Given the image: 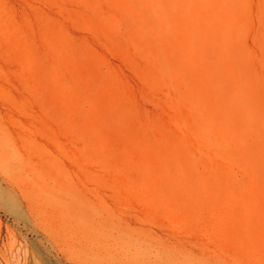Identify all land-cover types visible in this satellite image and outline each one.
Here are the masks:
<instances>
[{
    "label": "rangeland",
    "instance_id": "rangeland-1",
    "mask_svg": "<svg viewBox=\"0 0 264 264\" xmlns=\"http://www.w3.org/2000/svg\"><path fill=\"white\" fill-rule=\"evenodd\" d=\"M144 1L162 15L153 29L132 0H0V264H264L215 240L264 251V0ZM188 18L205 37L194 53ZM146 33L185 68L164 63ZM58 41L70 48L53 64ZM209 57L238 86L231 127L203 97ZM115 95L173 136L169 148L136 142L144 183L105 150L104 133L121 134L103 118ZM76 116L94 132L86 144ZM248 133L261 143L251 156L235 141Z\"/></svg>",
    "mask_w": 264,
    "mask_h": 264
},
{
    "label": "bare ground",
    "instance_id": "bare-ground-1",
    "mask_svg": "<svg viewBox=\"0 0 264 264\" xmlns=\"http://www.w3.org/2000/svg\"><path fill=\"white\" fill-rule=\"evenodd\" d=\"M132 2L139 6L138 11L144 16L142 17L144 18L143 22L145 23V27L147 29L149 27L153 29L155 27V18L162 16L160 10L156 8V16L155 14L151 15L149 8L150 5L147 2L144 0H132ZM184 20L187 21L183 26L185 30L184 34L187 35L185 42L194 53L198 42L204 41L205 37L199 30V22L197 18L192 20L188 18V20ZM145 37L148 42L152 43V45H150L154 47L157 56L160 57L164 63H168V59L171 58L172 63L169 64H172L181 70L182 66L185 68V63H181V59L175 52H170V54L168 53L166 44L163 42V38L159 36L158 33L155 35L146 33ZM69 48L70 45L68 42L58 41L55 46V50L48 53L47 58L50 59L53 64H61L63 60L62 57H66ZM209 58L211 60L207 68L210 69L205 77L207 80V86L205 87V94L203 97L206 98V94L211 95L216 108L215 112L220 115V117H227L229 119V126L231 127L233 124L235 125V123H239L242 120L243 109L242 102L238 95V86L233 81L234 77L231 74H226L218 60L211 57ZM37 60L41 63L40 57H38ZM104 83V85L101 86L102 88L110 86L107 80L104 81ZM186 83L188 86H191L190 79H186ZM191 91L194 90L191 89ZM90 101L93 102L92 100ZM134 103L135 102L132 98L122 99L119 98L118 95H115V97L111 100L108 109L105 110L106 116L103 118L106 121V124L114 126L117 125L121 134L119 137H116L113 135L109 136L107 133H104L102 137L105 140V150L110 160L119 165L124 163L125 168L128 169L127 172L133 177L135 182L144 183V177L139 175V173L145 172L147 165H140L139 168H134L135 164H137L136 162L139 160V156L135 151L136 142H139L142 139L145 142L148 141L149 143H153L154 140H160L162 147L164 146L169 148L170 145L167 142L173 139V136L158 119H155V117H146L143 123H139L136 118V107ZM82 116H76L73 119V133L81 137L86 144L93 139L94 132L89 127H86V124H83L85 122L83 121ZM258 137L259 135H251L249 133L247 136L239 134L236 136L235 141L245 154H256L261 150V143L259 142ZM118 138H121L124 141L123 148V145H120ZM125 142L129 144L128 147H126L127 145L125 144L127 143ZM176 168L181 170L183 169L181 165L177 166V164H173V167H170V170ZM153 172L154 171L151 172L152 176L154 175ZM161 181L163 183V180ZM195 219H204V215H196ZM213 228H215V226ZM215 240L217 246L221 250L233 256H238L239 259L243 260L242 262L250 261L252 257H255L257 260L264 259V251L259 248V246L255 249L253 244L247 245L240 240H231L223 237L219 233H215ZM78 264L97 263L86 259Z\"/></svg>",
    "mask_w": 264,
    "mask_h": 264
}]
</instances>
